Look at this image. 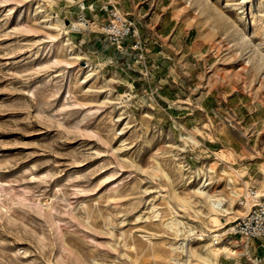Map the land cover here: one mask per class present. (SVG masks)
<instances>
[{
	"label": "rangeland",
	"instance_id": "obj_1",
	"mask_svg": "<svg viewBox=\"0 0 264 264\" xmlns=\"http://www.w3.org/2000/svg\"><path fill=\"white\" fill-rule=\"evenodd\" d=\"M159 1L184 51L117 50L101 18L56 13L71 0H0V264H264L227 230L246 154L209 145L247 135L218 95L264 112V0Z\"/></svg>",
	"mask_w": 264,
	"mask_h": 264
},
{
	"label": "crops",
	"instance_id": "obj_2",
	"mask_svg": "<svg viewBox=\"0 0 264 264\" xmlns=\"http://www.w3.org/2000/svg\"><path fill=\"white\" fill-rule=\"evenodd\" d=\"M108 5L116 6L129 18L140 17L138 31L145 50L153 49L155 53L162 54V56L164 53L169 55V49L178 52L185 50V42L191 28H186L183 21L173 15L171 8L159 0H71L68 4L57 6L56 13L63 14V19L66 18L67 14H82L88 19L101 18L104 20L105 8ZM195 42L191 43V47H195ZM122 44H125L124 47L127 49L130 47L131 38L125 39L121 45L116 47L117 50L123 47ZM165 60L162 58L161 64H164ZM203 98L200 97L196 110L200 113L201 121H210L206 112L209 105ZM216 98L213 102L219 105V109L229 116L230 120L233 121L234 128L244 129L247 135L242 139L232 129L226 127L213 133L214 140L209 142V145L216 144L236 151V153L244 152L246 156L241 160L239 159L244 163L243 167L247 171L244 181L249 182L250 179L255 182L258 177L263 175L262 169L264 170V147H262L260 157L254 155L256 134L263 122L264 112L257 103L245 98L243 94L227 93L222 98L219 95ZM185 120L186 118L184 122ZM255 183L257 184V182ZM254 239L248 240V251L254 256V260L260 261L264 256V250L260 248V240L262 239L257 243Z\"/></svg>",
	"mask_w": 264,
	"mask_h": 264
},
{
	"label": "built area",
	"instance_id": "obj_3",
	"mask_svg": "<svg viewBox=\"0 0 264 264\" xmlns=\"http://www.w3.org/2000/svg\"><path fill=\"white\" fill-rule=\"evenodd\" d=\"M139 25L140 17L129 18L116 6L108 5L105 8V19L99 28L109 44L118 47L125 39L131 38L130 48L137 49L141 46L137 33ZM230 191L240 212L230 221L228 233L241 239L259 238L264 241V194L259 192L257 184L250 179L247 184H242L238 193Z\"/></svg>",
	"mask_w": 264,
	"mask_h": 264
},
{
	"label": "bare ground",
	"instance_id": "obj_4",
	"mask_svg": "<svg viewBox=\"0 0 264 264\" xmlns=\"http://www.w3.org/2000/svg\"><path fill=\"white\" fill-rule=\"evenodd\" d=\"M202 192V191H201ZM232 193V192H231ZM212 201V200H211ZM222 203L221 202H219V200L217 201H212V204H211V206H212V208L216 211V212H218V213H224V214H228L227 213V210H226V208L225 207H223L222 205H221ZM220 220H222V219H220ZM211 221H213V222H216V221H218V218L217 217H215V216H213V217H211ZM219 223L220 224H222V222L221 221H219ZM241 240H243V239H241ZM245 240V242H249L248 240H246V239H244ZM223 251L225 250L224 248L222 249Z\"/></svg>",
	"mask_w": 264,
	"mask_h": 264
},
{
	"label": "water",
	"instance_id": "obj_5",
	"mask_svg": "<svg viewBox=\"0 0 264 264\" xmlns=\"http://www.w3.org/2000/svg\"><path fill=\"white\" fill-rule=\"evenodd\" d=\"M67 21H65V23H66Z\"/></svg>",
	"mask_w": 264,
	"mask_h": 264
}]
</instances>
